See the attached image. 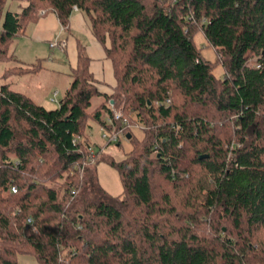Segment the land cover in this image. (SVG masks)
Masks as SVG:
<instances>
[{
  "label": "trees",
  "instance_id": "obj_1",
  "mask_svg": "<svg viewBox=\"0 0 264 264\" xmlns=\"http://www.w3.org/2000/svg\"><path fill=\"white\" fill-rule=\"evenodd\" d=\"M25 2L2 21V79L36 70L12 55L30 22L69 29L78 10L116 86L99 90L83 44L56 109L0 79V264H264V0ZM90 120L131 134L118 197L94 170L112 141L88 162Z\"/></svg>",
  "mask_w": 264,
  "mask_h": 264
},
{
  "label": "rangeland",
  "instance_id": "obj_2",
  "mask_svg": "<svg viewBox=\"0 0 264 264\" xmlns=\"http://www.w3.org/2000/svg\"><path fill=\"white\" fill-rule=\"evenodd\" d=\"M4 2V4H2ZM25 0H0V29L7 10L19 11L25 6ZM69 29L61 26L54 12L41 16L38 20L28 24L26 35L16 39L12 48V55L15 59L24 62L31 67L36 66L35 72H28L21 77L11 74L4 80L1 77L5 73L6 63L0 62L1 81L11 82L12 88L23 91L33 98L38 104L49 110L59 107V101L64 97L66 90L73 81V68L77 65L78 45L86 46L88 54L93 61L91 66L97 73L96 67H101L104 59H101L103 46L93 37L90 21L82 12L75 13ZM79 17V22L77 21ZM198 47L202 48L204 57L212 62L216 60V54L202 33L194 37ZM54 44L55 46H52ZM222 68L216 70V74H222ZM105 80L112 79L111 70L105 67ZM99 87H102L99 84ZM96 104V102H95ZM142 125L137 124L130 128V131L137 139L143 138ZM104 133H107L95 121L90 120L86 135L89 140L97 145L103 144ZM133 148L132 142L127 139L126 133L119 131V139L104 147L95 163L94 170L99 186L111 197H118L123 194L124 187L121 176L111 161L121 162L125 154ZM18 264H39L33 256L20 255Z\"/></svg>",
  "mask_w": 264,
  "mask_h": 264
},
{
  "label": "crops",
  "instance_id": "obj_3",
  "mask_svg": "<svg viewBox=\"0 0 264 264\" xmlns=\"http://www.w3.org/2000/svg\"><path fill=\"white\" fill-rule=\"evenodd\" d=\"M26 5V4H25ZM20 11V10H19ZM81 11H78V10H75L73 15L75 13H80ZM82 13V12H81ZM44 16V15H43ZM57 16V15H56ZM79 17L80 16H77V21L78 23L79 22ZM58 18V17H57ZM74 19V16L71 17V21H73ZM59 21V19H58ZM60 23V22H59ZM72 23V22H71ZM92 33V32H91ZM93 35V34H92ZM25 36V35H24ZM94 37V36H93ZM95 38V37H94ZM90 55V54H89ZM91 57V55H90ZM101 59H104V63L102 64L101 67H96L97 70H99L100 73H97L95 71V69L93 68V66H91V71L93 72V74L95 75V78L97 80V87L99 88L100 91L104 92V93H107V94H111L116 86V79H115V76H114V70H113V65H112V62L111 60H109L107 57H106V53H105V49L103 47V53L101 55ZM91 60L93 61V58L91 57ZM19 61V60H18ZM21 62V61H20ZM24 63V62H22ZM30 66V65H28ZM105 67H107L109 70H111V73H112V79H109L108 82H106L105 80V75H104V70H105ZM99 84L102 85V87H99ZM23 92V91H22ZM25 93V92H24ZM28 95V94H27ZM29 96V95H28ZM33 99V98H32ZM34 100V99H33ZM35 101V100H34ZM36 102V101H35Z\"/></svg>",
  "mask_w": 264,
  "mask_h": 264
},
{
  "label": "built area",
  "instance_id": "obj_4",
  "mask_svg": "<svg viewBox=\"0 0 264 264\" xmlns=\"http://www.w3.org/2000/svg\"><path fill=\"white\" fill-rule=\"evenodd\" d=\"M52 46H55V45L52 44ZM122 118L123 117H122V114L120 112L114 113V120H122ZM108 121H109V123H111L113 120L109 118ZM123 121H124V123H127L126 119H124ZM103 139L111 140L112 142H116L119 139V133L114 132L112 135L109 133H104ZM97 152H98L97 144L92 142L91 147L89 149V156H88V160H89L88 162L90 164H94L96 162ZM14 192H16V189H14ZM29 222H31V219H29Z\"/></svg>",
  "mask_w": 264,
  "mask_h": 264
},
{
  "label": "water",
  "instance_id": "obj_5",
  "mask_svg": "<svg viewBox=\"0 0 264 264\" xmlns=\"http://www.w3.org/2000/svg\"><path fill=\"white\" fill-rule=\"evenodd\" d=\"M127 138L130 139V138H131V134H128ZM203 157H204V156H202V158H203Z\"/></svg>",
  "mask_w": 264,
  "mask_h": 264
}]
</instances>
